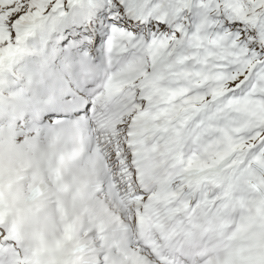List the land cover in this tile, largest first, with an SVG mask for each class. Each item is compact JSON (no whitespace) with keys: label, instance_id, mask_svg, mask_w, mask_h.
Returning <instances> with one entry per match:
<instances>
[{"label":"snow or ice","instance_id":"6c2138e0","mask_svg":"<svg viewBox=\"0 0 264 264\" xmlns=\"http://www.w3.org/2000/svg\"><path fill=\"white\" fill-rule=\"evenodd\" d=\"M85 17L106 66L86 62L87 90L45 119L93 133L96 197L44 264H220L207 249L241 234L239 264H264V0H0V72L37 28ZM34 124L9 113L0 140L23 146ZM0 264H37L2 200Z\"/></svg>","mask_w":264,"mask_h":264},{"label":"rangeland","instance_id":"374dc122","mask_svg":"<svg viewBox=\"0 0 264 264\" xmlns=\"http://www.w3.org/2000/svg\"><path fill=\"white\" fill-rule=\"evenodd\" d=\"M80 2L87 5L93 0ZM89 31L93 33L91 39L85 35ZM95 32L88 17L62 26H41L29 39V49L14 61L11 70L0 76V118L20 110L29 112L35 122L24 133L28 138L25 145L17 146L14 138L0 140V174L5 176L0 200L5 199L16 212L18 227L35 251L37 264H44L45 256L66 251L71 246L72 227L65 231L57 229L59 219H66L59 213L66 214L74 205L78 210L88 211L90 192L82 191H92L95 189L92 187L97 186L98 149L92 148L93 133L87 130L77 134L73 129L72 133L66 134L65 127L57 128L60 121L52 124V120L45 119L64 115L61 101L70 86L74 90H87L88 82L82 72L86 62L94 58L102 74L106 66L104 45L93 48ZM73 38L77 39L74 41ZM14 70L18 71L14 73ZM9 176L14 178L9 179ZM32 176L39 182L38 195L31 191ZM76 184L82 187L65 204L63 193L67 195L70 185ZM78 205H82L81 208ZM32 206L27 210L33 214L28 223L26 209ZM51 207L52 219L38 221V214ZM84 214L85 217L87 212ZM74 232L79 234L78 227ZM257 239L264 245V236ZM246 248V240L241 234L233 241L217 240L207 252L220 257V264H239Z\"/></svg>","mask_w":264,"mask_h":264},{"label":"bare ground","instance_id":"6f19581e","mask_svg":"<svg viewBox=\"0 0 264 264\" xmlns=\"http://www.w3.org/2000/svg\"><path fill=\"white\" fill-rule=\"evenodd\" d=\"M60 124H62L63 127H65L64 131L66 134L72 133L73 129L76 131H81L80 133H84L85 131H87V128L82 125L80 122L78 121H73V120H66V121H60ZM66 186V185H64ZM80 186L79 184H76L74 187L72 185H70V187L68 188V194L65 195L63 193V196H65V204H68L67 200L70 198H73V195H77L76 190L79 189ZM82 192H90V202L88 203L90 205V208L87 211V215L91 214L93 212L94 209V203H95V197H96V190H92V191H87V189H84V191ZM84 199V198H83ZM3 205L4 207L7 209V206L9 205L7 203V201L5 199H2ZM57 208V205L54 206V208ZM33 208V206L31 208L26 209V214H25V218H28V223L31 220V217L33 216V214L31 213V211H27V210H31ZM76 205H74L71 209H69L66 214H62L61 212L59 213V215L62 217H66V219L64 220H60L57 222V229L61 230V231H65L70 225L75 226V229L78 227V229L80 228L81 223L84 220V209L78 210L75 209ZM81 208V207H79ZM59 211V208H58ZM10 214H14L16 216V212L15 211H11L9 210ZM54 215L53 213V209L52 207L46 211V212H41L38 214V218L37 220L40 222H47L50 219H52L51 217ZM52 222V221H51ZM30 227H33L32 225H30ZM45 232V229H43ZM21 235H24V232L22 230H20ZM73 235H75V232H73ZM46 257V256H45Z\"/></svg>","mask_w":264,"mask_h":264},{"label":"trees","instance_id":"16d2710c","mask_svg":"<svg viewBox=\"0 0 264 264\" xmlns=\"http://www.w3.org/2000/svg\"><path fill=\"white\" fill-rule=\"evenodd\" d=\"M101 34H103V33H101ZM74 39V41H75V39H77V38H73ZM68 40H70V39H68ZM99 45V47H102V45L103 44H98ZM18 70H16V72H17Z\"/></svg>","mask_w":264,"mask_h":264}]
</instances>
